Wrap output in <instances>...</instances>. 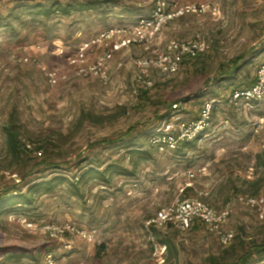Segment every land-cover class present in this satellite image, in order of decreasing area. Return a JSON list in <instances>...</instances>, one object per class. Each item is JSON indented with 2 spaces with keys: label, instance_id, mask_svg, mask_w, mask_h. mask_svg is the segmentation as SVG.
Returning a JSON list of instances; mask_svg holds the SVG:
<instances>
[{
  "label": "rangeland",
  "instance_id": "374dc122",
  "mask_svg": "<svg viewBox=\"0 0 264 264\" xmlns=\"http://www.w3.org/2000/svg\"><path fill=\"white\" fill-rule=\"evenodd\" d=\"M46 1L0 0L1 18L12 11L19 17L11 25L3 20L0 28V249H6L0 252V264H50V258L54 264H209L208 256L224 247L202 224L181 234L172 227L149 230L146 222L185 194L198 195L218 210L238 195L264 196V101L252 111L219 107L199 139L175 152L149 149V138L173 103L183 102L180 114L189 121L199 116L206 100L234 90L214 82L182 101L201 62L214 69L249 53L239 79L245 86L254 83L264 62V0H164L170 9L209 3L219 12L186 14L169 22L149 49L132 44L116 52L108 63L107 83L78 75L69 57L106 29L134 28L152 14L156 0H102L49 19L29 16L26 7L14 10L19 3ZM200 33L211 42L208 53L185 60L171 79L154 70V87L147 94L134 93L137 59L156 56L170 41H190ZM109 48L105 44L89 51L88 65ZM12 55L30 60L16 63ZM44 68L57 72V82L49 80ZM11 118L22 141L34 149L24 151L20 163L7 147L4 126ZM142 146L149 151L131 153ZM111 165L117 168L101 175ZM91 168L100 175L81 179L77 194L65 181L55 192L36 193L24 206L10 201L19 190L30 193L29 187L45 175L63 174L70 180ZM257 178L260 187L248 183ZM188 183L195 188L187 193ZM49 224L94 235L54 237L44 232ZM228 227L246 241L264 236V219L236 201ZM161 240L173 243L176 252L167 254Z\"/></svg>",
  "mask_w": 264,
  "mask_h": 264
},
{
  "label": "built area",
  "instance_id": "2783aa9c",
  "mask_svg": "<svg viewBox=\"0 0 264 264\" xmlns=\"http://www.w3.org/2000/svg\"><path fill=\"white\" fill-rule=\"evenodd\" d=\"M207 11L216 14L219 12V8L211 6L209 3L198 6L189 3L170 9L166 1L156 0L152 14L149 17L141 18L134 28L128 29L125 26H119L106 29L94 38L81 43L77 53L73 57L70 56L68 60L76 65L78 75L98 77L107 83L110 80L108 63L116 52L122 51L132 44H144L149 49L153 40L169 22L186 14L204 13ZM105 44H110L111 48L98 56L94 63L88 65L89 51ZM211 48V42L200 33L190 41H170L166 50L156 54V56L137 59L135 61L137 71L133 76L134 93L139 95V93L149 90L155 85L154 70L160 72L164 79H171L180 71L181 65L186 59L197 58L208 53ZM29 60L26 56L12 55V61L16 63H26ZM45 72L50 81L57 82L58 74L56 71L45 69ZM1 83L0 73V87ZM263 101L264 62L259 66L256 80L253 84L248 87L234 89L226 95L205 101L196 119L189 121L183 119L180 114L183 110V103H174L172 105V115L158 129V134L153 137L151 142L160 151L174 152L184 142L197 139L201 133L209 128L215 109L219 107L236 109L243 107L252 111ZM262 122L260 121V124ZM256 131L258 132V129ZM31 147L28 144V148ZM190 177L194 178L195 174L190 173ZM188 186H192V183H188ZM235 201L256 211L259 218L264 219V196L238 195L235 199L229 200L220 210L214 208L200 196H188L177 197L171 205L158 210L146 222V227L150 230L151 227L163 228L167 225H172L180 232H186L191 228L193 222L199 219L205 224L207 230L218 238L223 246H230L237 235L234 229L228 227ZM44 229V232L54 237L78 233L92 239L94 235V233L87 235V233L81 232L71 225L60 227L49 224ZM163 250H166L165 246ZM49 261L50 264H54L52 258Z\"/></svg>",
  "mask_w": 264,
  "mask_h": 264
},
{
  "label": "trees",
  "instance_id": "16d2710c",
  "mask_svg": "<svg viewBox=\"0 0 264 264\" xmlns=\"http://www.w3.org/2000/svg\"><path fill=\"white\" fill-rule=\"evenodd\" d=\"M100 1H102V0H85V1L79 3L77 1L62 2L61 0H49V1H46L45 3L40 2V3L33 4V5H26L24 3H19L18 5L15 6L14 10L20 11L21 8L26 7V9L29 10V16L34 17V18L42 17L43 19H49L52 15H55L57 13H62L64 15H70L74 10L90 9V8L98 5V3ZM105 1L120 2L122 0H105ZM13 13L15 14V11H12V13H9V15L6 16V18L0 17V28L2 26H4L3 23L5 21H3V20H6L7 25H11L12 19L14 17H17ZM17 18H19V17H17ZM262 51H264V46H263ZM203 55H205V54H203ZM200 56H202V55H200ZM248 56H249V53H246V52L239 54V55H236V56L230 58L228 61H224V62L220 63L214 69H210L208 67V65L205 64V62L204 63L201 62L199 64V66H196V70H195L196 73L193 77L194 80L192 81V84L189 87H187L186 98L181 99V100L185 101L186 99H188L187 98L188 96L200 93L204 87H208L211 84H213L214 82L219 83V84H222L224 82L228 83L229 86L234 87V89L248 87V86H245V84H243V81L239 79L240 74L242 72V69L246 65L249 64L250 59H248ZM194 59H196V58H191L189 60H194ZM149 90L143 91L141 93L147 94ZM141 93H139V95ZM211 99H213V98H211ZM208 100H210V99H208ZM216 110L217 109L214 110L213 116H214ZM172 113H173V108L171 107V113L165 119V121L170 118ZM160 128H158V129H160ZM158 129H157V131H158ZM4 130L6 133L7 147H8V151H9L10 155L17 162H19V163L23 162L24 151H32L34 149L32 147L28 148V144H26L25 142L22 141L21 132L18 128L17 123L14 121V119L11 118V120L4 126ZM157 131H156V134H153L149 138V144H148L149 149H157L158 150V147L151 142L153 137H155L158 134ZM203 133H201L199 135V137ZM199 137L195 140H192V141H197L199 139ZM192 141H186L181 146H183L184 144H187V143L189 144V142H192ZM181 146L179 147V149L181 148ZM38 149H42V145L39 146ZM178 150H176V151H178ZM148 151H149L148 149H146L145 147L142 146V147L133 148L131 153L134 154L136 152H148ZM68 167H69V169H66V170L70 171V172L75 168V166H73V165L68 166ZM112 168H117V166L114 167V165H111V166L106 167L103 171H101V173H102L101 175L105 176L107 174V172ZM92 173H95V175H97L99 173V171L91 168V169H88L87 171L81 173L80 176H78L77 173H74V175L70 178V180L63 174H56L55 175V173H52L50 176L45 175L41 181H38L29 187L30 193H25V192H22L21 190H19L18 193L17 192L15 193L16 195H13L12 197H10V201H11V203L12 202L14 204L19 203L20 205L24 206L25 204L32 202L36 193L44 194V193L55 192L57 190V188L62 183H64L65 181L70 182L69 183L70 188H73V191L75 192V194H77V192L80 191L79 182L81 181V179H88L90 174H92ZM98 175H100V174H98ZM260 182H261L260 178H257L253 182L248 181L249 184H251L253 186H257V187H260ZM194 188L195 187H191V186L188 187L187 186L184 190H186L188 193L189 191H193ZM258 193H259V191H257V194ZM196 196H198V195H196ZM183 197H188V195L185 194ZM228 201H229V199H226L224 201V204L226 205ZM199 224H202L206 228L205 224L199 219H196L193 222L191 228L189 230H187L186 232H180L179 230H177L172 225H167L166 227H172L176 231H178L179 233L182 234V233H187L191 230L198 229ZM166 227H163V228H166ZM152 228H158V227H151V229ZM208 233H210V232L208 231ZM211 235H213V234H211ZM216 239L218 240L217 237H216ZM218 242H219V240H218ZM161 243L164 244V246L166 247L167 254H170V253L172 254V252H176V247L169 240H161ZM220 245H222V244L220 243ZM223 247L224 248L222 249L220 254H218V255L211 254L208 256L207 261L209 264H264V236L261 237L260 239H251L250 241H246L244 239V237H239L236 235L234 242L230 246H223ZM5 251H6L5 248L0 249V252H2V253H4Z\"/></svg>",
  "mask_w": 264,
  "mask_h": 264
}]
</instances>
